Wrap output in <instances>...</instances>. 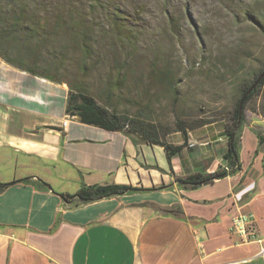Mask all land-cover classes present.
<instances>
[{"label":"crops","instance_id":"0c3cea01","mask_svg":"<svg viewBox=\"0 0 264 264\" xmlns=\"http://www.w3.org/2000/svg\"><path fill=\"white\" fill-rule=\"evenodd\" d=\"M67 96L0 58V264H264V119L243 124L239 169L191 188L177 178L227 168L222 122L168 134L184 143L168 158L127 129L82 122ZM94 184L135 189L61 196ZM237 210L252 215L249 242L230 230Z\"/></svg>","mask_w":264,"mask_h":264},{"label":"rangeland","instance_id":"374dc122","mask_svg":"<svg viewBox=\"0 0 264 264\" xmlns=\"http://www.w3.org/2000/svg\"><path fill=\"white\" fill-rule=\"evenodd\" d=\"M22 4L42 13L72 7L66 0H0V31L14 24ZM121 7L125 14L116 25L101 8L92 12L88 0H75L73 9L93 26L87 69L79 65L80 51L64 56L60 36L42 49L41 63L81 84L108 110L152 120L166 130L180 121L224 123L241 82L264 64V0H121ZM7 36L0 50L15 58L26 35ZM165 69L175 76L174 94L159 80ZM253 119H264V82L245 109L244 123Z\"/></svg>","mask_w":264,"mask_h":264},{"label":"trees","instance_id":"16d2710c","mask_svg":"<svg viewBox=\"0 0 264 264\" xmlns=\"http://www.w3.org/2000/svg\"><path fill=\"white\" fill-rule=\"evenodd\" d=\"M72 7L67 12L64 9L49 10L46 8L33 7L28 5H20L16 12H14L12 24L7 31H0V40L9 38L8 33L19 34L23 31L26 35L24 43L22 44L20 53L11 58L7 54L1 52L0 56L9 65L20 70L27 71L36 76L43 77L54 82H65L68 85V96L66 99V111L72 115H77L82 122L97 125L106 129L121 130L126 129L135 134L139 140H145L152 143L160 144L164 147L168 158L178 152L183 146L182 144H172L166 139V136L171 132L181 131L186 133L187 130L199 128L205 124L217 122V119H202L195 121L194 124L185 125L183 122H178L176 128L173 130H166L159 124L152 120L143 117H130L128 114H118L108 110L106 107L97 102L96 98L84 91L79 83L72 84L59 76V69L55 72L50 65L45 67L41 63L40 54L42 49L52 41L62 39L61 51L64 56H67L70 51H76L81 54L79 65L86 68L87 61L93 49L91 37L93 35V26L87 21L86 15L81 14L74 8L75 0H66ZM67 2H64L66 4ZM89 7L94 9L99 7L102 9V15L105 19L115 23L121 19L124 9L121 7V0H88ZM95 19V17H94ZM118 25L117 23H115ZM120 32L121 26L118 27ZM11 36V35H10ZM17 39L20 37L16 36ZM262 67L253 74L247 81L241 82L239 88V95L235 100L229 114L222 119L226 121L223 123L227 135L228 143L227 150L224 153V159L227 162V168H219L211 173H194L182 177H178L177 181L185 187L195 188L203 183L212 182L214 179L222 178L230 173L235 172L240 168L239 163V146H240V132L245 121V109L249 100L258 91L259 87L264 82V76L258 81L256 86L249 92L247 90L260 74ZM175 76L170 70H163L159 80L164 82L170 91L174 94ZM247 92V93H246ZM243 98V99H242ZM242 99V105L239 107V102ZM7 183H0V185H7ZM128 185L121 184H94L84 185L74 194H61L65 199L68 197H77L78 200L92 201L102 197L113 194H122L126 191L133 190Z\"/></svg>","mask_w":264,"mask_h":264},{"label":"built area","instance_id":"2783aa9c","mask_svg":"<svg viewBox=\"0 0 264 264\" xmlns=\"http://www.w3.org/2000/svg\"><path fill=\"white\" fill-rule=\"evenodd\" d=\"M66 124V122H64ZM193 143L190 144L192 146ZM252 221V215L249 213H244L239 210L231 217L230 230L237 233L242 242H249L254 239V233L249 227V224ZM264 247L260 249V253L263 254Z\"/></svg>","mask_w":264,"mask_h":264},{"label":"water","instance_id":"95a60500","mask_svg":"<svg viewBox=\"0 0 264 264\" xmlns=\"http://www.w3.org/2000/svg\"><path fill=\"white\" fill-rule=\"evenodd\" d=\"M264 76V68L261 70L260 74L257 76V78L254 80V82L251 84V86L249 87V89L247 90V92H249L251 89H253L256 84L258 83V81ZM246 92V93H247ZM243 99V98H242ZM242 99L239 102V107H241L242 105Z\"/></svg>","mask_w":264,"mask_h":264}]
</instances>
